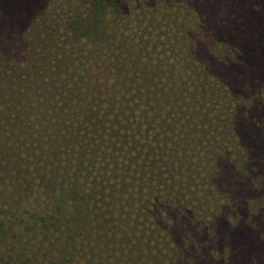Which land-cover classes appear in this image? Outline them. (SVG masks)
Here are the masks:
<instances>
[{
	"label": "trees",
	"instance_id": "obj_1",
	"mask_svg": "<svg viewBox=\"0 0 264 264\" xmlns=\"http://www.w3.org/2000/svg\"><path fill=\"white\" fill-rule=\"evenodd\" d=\"M0 264H264V0H0Z\"/></svg>",
	"mask_w": 264,
	"mask_h": 264
}]
</instances>
